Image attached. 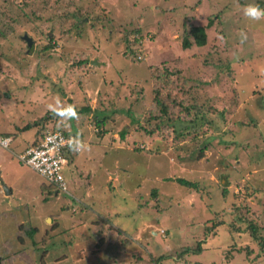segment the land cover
I'll return each mask as SVG.
<instances>
[{
  "label": "rangeland",
  "instance_id": "1",
  "mask_svg": "<svg viewBox=\"0 0 264 264\" xmlns=\"http://www.w3.org/2000/svg\"><path fill=\"white\" fill-rule=\"evenodd\" d=\"M237 1L0 0V97L10 94L0 98V132L20 144L54 124L92 134L76 133L88 145L65 168L66 186L50 188L46 201L44 180L17 160L14 144L0 146V264H26L30 255L36 264H264V242L253 239L264 241V20L247 19ZM23 13L40 17L52 49L31 36ZM190 32L205 34V45ZM193 56L201 57L191 66ZM201 63L204 72L194 73ZM176 73L198 81L173 89L172 98L205 82L214 112L196 140L175 144L162 131L146 139L143 112ZM69 105L91 112L49 117ZM96 108L118 109L107 134L94 135ZM28 224L38 229L33 240L23 232Z\"/></svg>",
  "mask_w": 264,
  "mask_h": 264
},
{
  "label": "trees",
  "instance_id": "2",
  "mask_svg": "<svg viewBox=\"0 0 264 264\" xmlns=\"http://www.w3.org/2000/svg\"><path fill=\"white\" fill-rule=\"evenodd\" d=\"M233 1L235 2L236 0H233ZM238 1H237V3L240 4L242 7L244 5H246L244 0H238ZM255 5H258L259 7L261 6V8H262V6L264 5V2H258ZM23 18L25 20V22L22 23L23 25L24 24H26L27 26L31 25L29 28L31 36H35V37L46 39V40L48 39L49 44L46 43V48L52 49L54 46V43H52L53 40L50 38L51 33L49 35H47V34L44 35L45 32H43L42 30H40V32H39V28H38V25L36 24V20H39L40 17L39 16L35 17L34 13H31V14L23 13ZM60 18H57V21ZM57 21H56V23H57ZM47 22L51 24L52 21L48 20ZM22 24H20V25H22ZM210 25H211V22L208 23V26H210ZM49 31L54 32V29L51 28V29H49ZM190 34L193 37L194 43L198 47H203L205 45V39H206L205 34H202V36L200 38L195 36V34L193 32H190ZM25 36H27V38L30 39V36H28V35H24L21 39H22V41L25 42L27 50L32 52V50H34V48H32V46H34V43H33L34 41H32V46L28 47L27 42L24 39ZM1 37H5V35L1 34ZM190 47H191V42L187 36L182 41V48L184 50H187ZM198 57H201V56L190 57L189 61H190L191 66L194 62L197 61ZM203 62H205V61H203ZM86 63H87V60L82 62L81 65H84ZM150 63H152V62H150ZM204 66H205V63H201V66L199 64L198 69L200 71L199 72L196 71V68L194 67V68H192L193 70H195L193 72L194 73L204 72L202 69ZM186 67H190V65H186ZM153 69L154 68H152V70ZM155 70H156V68H155ZM165 79H167V78H165ZM197 81H198V79L194 78L193 75H191V74H188V76H186V77L180 76L177 74V80L175 83H173V81H171L169 79V77L167 80L159 83L162 86V88H165V90L167 91V94L162 95V93L160 92L161 88L160 89L156 88L155 95H154L153 101L151 103V106L149 107V109H147L143 112L144 116L146 117V121L143 122V124H145V128H143V131H144V136L146 139L151 138L154 132L162 131L163 134L173 135L174 143L177 144L179 142V140L185 136H192L193 137L192 140H196L198 138V136H197L198 134H200V135L204 134L203 132H201L202 127L204 126L205 123H207V117L211 113L214 112L213 106L210 105L211 99L209 98L208 89H207L208 83L199 82V84L196 86L197 88H194L193 90H190V91H185V94H184L185 98H183L181 100H178L177 98H172V94H171L173 89L177 88V90L180 91V90L185 89L186 87H190V83H192V82L194 84H196ZM87 82H89L90 86H93L92 85L93 77H90V80ZM59 91L62 93L61 95H64L63 89L59 90ZM14 96L16 97L17 95H14ZM1 97H5V98L9 97L10 98V94H7V96H1ZM69 106H71V105H69ZM68 107H66V108H68ZM72 108L74 109V111L69 112L65 117H69V118H73L76 116H83L84 117V116L88 115V113L91 112L90 108H76L74 106H72ZM96 110H97V108H96ZM58 111L59 110L53 111L52 113L49 114V117H51L53 120H57V119L62 118L61 116H58L56 114ZM117 111H118V109L115 108L114 110H108L106 112L107 113L106 114L105 112H102V110L101 111L97 110V112L95 113L94 118L92 120V122L95 126V129H96V135H98L99 133L107 134V133H105V130H106L105 127H106V122L109 119L108 115L115 114ZM119 111H121V110H119ZM81 126L85 127L83 125H81ZM98 129H99V131H98ZM50 131L51 132L60 131L61 134L66 138H69L72 136L74 138L81 140L80 138H78V136L76 134L77 132L79 133L80 131L75 130L74 128L67 131L65 129H62L61 127H57L56 124H54V127ZM125 133H127L125 130L122 131L120 133V137L124 138ZM12 135L13 134L0 132V137H3V138H9V137L11 138ZM41 136H39L38 140L41 139ZM25 143L26 144H24L22 146L27 147L29 145V143L28 142H25ZM85 145H86V143H85ZM84 146L81 148V150L79 152H76L74 149H71V147H69L68 149H64L63 155H64V157H66L67 164H70V160H72L75 156H77L78 154H80L82 152V149L84 148ZM206 149H207L206 145H204L200 149V153L197 156L198 159H200L202 157V153ZM154 150L156 151V153H158L157 149H154ZM176 182L182 187L189 188V189H195V190L197 189V186L195 183L189 182L187 180L177 179ZM50 188L52 191L55 190L53 188V186H49L48 188H44V186H43L41 188V194L43 195L44 201H46L47 198L52 194L50 192L51 191ZM43 189H46L47 192ZM152 195L154 197L156 196L155 190L152 191ZM15 222H16V220H15ZM249 226H250V230L253 233L254 227L252 225H249ZM23 232L25 233V235L30 240H33V236H36V234L38 233V229L34 228L31 224H28V230L23 231ZM253 237H254L253 239H255V240L257 239V241L260 245H263L264 241L261 238L260 239L256 238V236L254 234H253ZM44 239H45L44 243H47V241L51 240V237L46 236V237H44ZM126 240L127 239H125V241ZM125 241H123V242H125ZM49 247L54 249L55 246L50 244ZM198 251H200V249ZM198 251H197V253L196 252H194V253L199 254ZM20 254L27 256L25 254V252H23V251L20 252ZM31 256L32 255L29 256V259L26 257V259L23 261H25L26 264H36L35 259H32ZM160 258H159V260H160ZM22 259L13 258L12 264H18V260L21 261ZM142 259L143 258H136L135 260H136V262H143ZM147 264H157V259H151L150 261L148 260Z\"/></svg>",
  "mask_w": 264,
  "mask_h": 264
},
{
  "label": "built area",
  "instance_id": "3",
  "mask_svg": "<svg viewBox=\"0 0 264 264\" xmlns=\"http://www.w3.org/2000/svg\"><path fill=\"white\" fill-rule=\"evenodd\" d=\"M9 143L10 139L0 137V146L7 147ZM76 145H82L81 140L72 136L66 138L60 131H47L36 145L26 149L18 158L48 183H53L62 190L64 183L61 170L67 163L63 151L71 147L79 152L81 148L76 150Z\"/></svg>",
  "mask_w": 264,
  "mask_h": 264
},
{
  "label": "clouds",
  "instance_id": "4",
  "mask_svg": "<svg viewBox=\"0 0 264 264\" xmlns=\"http://www.w3.org/2000/svg\"><path fill=\"white\" fill-rule=\"evenodd\" d=\"M243 14L244 16L249 19V20H252V21H259V20H264V8H261L259 7L258 5H255V4H249V5H245L243 7ZM248 37H247V34L244 33V32H241L240 33V43L241 44H244L246 41H247ZM71 111H74V109L72 108V106H69L68 108H63V109H60L56 114L58 116H61L62 118L65 117L69 112ZM43 129V126L42 128ZM51 132L50 130H46L45 132ZM44 132V134H45ZM44 134L42 133L41 135V139L42 137L44 136ZM3 138V137H2ZM10 139V137L8 138ZM41 139H37L35 140V137L33 138L32 140V143H29V145L27 147H24V146H20L18 151H16V158L17 160L24 164L22 161L19 160L18 156L20 154H22L26 149L30 148L31 146H34L36 145ZM14 144V150H15V146H16V143L14 141H12V139H10V144ZM8 145V146H9ZM76 150H79L80 148L83 147V145H76ZM25 165V164H24ZM70 164H67L65 166H63L62 170H61V175H62V178H63V183L65 185V176H64V170L66 167H68ZM26 166V165H25ZM28 167V166H27ZM37 173V172H36ZM38 174V173H37ZM43 180H44V185H42V187L44 186V188H48L49 186H53V188L55 190H61L57 185L53 184V183H48L44 177H42L40 174H38ZM66 186V185H65ZM62 191V190H61ZM58 193L59 192H56L54 195L55 196H58Z\"/></svg>",
  "mask_w": 264,
  "mask_h": 264
},
{
  "label": "crops",
  "instance_id": "5",
  "mask_svg": "<svg viewBox=\"0 0 264 264\" xmlns=\"http://www.w3.org/2000/svg\"><path fill=\"white\" fill-rule=\"evenodd\" d=\"M80 127H78V131H80V133H84V134H87V135H92L91 133H90V131L89 132H87V127H82L81 125H79ZM90 130V129H89ZM100 134V133H99ZM94 135H96L95 133H94ZM93 137V139L95 138L94 136H92ZM95 140V139H94ZM86 143V142H85ZM24 144H26V143H23V144H20V143H16V146H15V151H18V149H19V147L20 146H22V145H24ZM88 145V144H87ZM86 145V146H87ZM89 145H91V144H89ZM85 147V146H84ZM84 149V148H83ZM83 149H82V152H83ZM81 152V153H82ZM70 165H74V163H73V159L72 160H70ZM69 165V166H70ZM106 181V178H104V184L106 183L105 182Z\"/></svg>",
  "mask_w": 264,
  "mask_h": 264
},
{
  "label": "water",
  "instance_id": "6",
  "mask_svg": "<svg viewBox=\"0 0 264 264\" xmlns=\"http://www.w3.org/2000/svg\"><path fill=\"white\" fill-rule=\"evenodd\" d=\"M24 39H25L26 42H27V46L30 47V46H31V43H32V40L29 39V38H27V36H25ZM5 192H6V194H8V191H7L6 189H5Z\"/></svg>",
  "mask_w": 264,
  "mask_h": 264
},
{
  "label": "flooded vegetation",
  "instance_id": "7",
  "mask_svg": "<svg viewBox=\"0 0 264 264\" xmlns=\"http://www.w3.org/2000/svg\"><path fill=\"white\" fill-rule=\"evenodd\" d=\"M32 44V43H31Z\"/></svg>",
  "mask_w": 264,
  "mask_h": 264
}]
</instances>
